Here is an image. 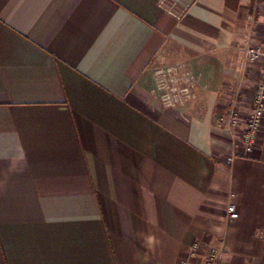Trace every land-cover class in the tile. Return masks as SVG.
<instances>
[{"label": "crops", "instance_id": "crops-1", "mask_svg": "<svg viewBox=\"0 0 264 264\" xmlns=\"http://www.w3.org/2000/svg\"><path fill=\"white\" fill-rule=\"evenodd\" d=\"M263 38L264 0H0V264H264Z\"/></svg>", "mask_w": 264, "mask_h": 264}, {"label": "built area", "instance_id": "built-area-1", "mask_svg": "<svg viewBox=\"0 0 264 264\" xmlns=\"http://www.w3.org/2000/svg\"><path fill=\"white\" fill-rule=\"evenodd\" d=\"M248 62L259 61L261 71L251 100V112L246 119L243 134L245 150L249 151L256 142V137L264 118V38L262 45L248 47L245 51ZM152 93L157 96L161 105L166 108H175L185 105L194 98V82L190 72L182 64H174L157 68L152 72ZM230 219H236L238 213L233 205L226 209ZM198 245L194 244L195 252ZM205 264H220L219 253L210 249Z\"/></svg>", "mask_w": 264, "mask_h": 264}, {"label": "rangeland", "instance_id": "rangeland-1", "mask_svg": "<svg viewBox=\"0 0 264 264\" xmlns=\"http://www.w3.org/2000/svg\"><path fill=\"white\" fill-rule=\"evenodd\" d=\"M176 62H178V61H176ZM176 62H172V63H176ZM180 62V61H179ZM181 64V63H180ZM171 65H174V64H171ZM166 67V66H165ZM216 79L217 78H214V81L215 82H211L210 83V86L211 87H215V83L217 82L216 81ZM152 83H153V80H152ZM153 85V84H152ZM194 86H195V88L197 87V77L195 78V80H194ZM195 94H196V92H195ZM222 94H226V95H228V96H232V97H236V95H237V98H238V93H235V92H222ZM202 95V94H201ZM204 95H205V93H204ZM203 96V95H202ZM195 98H197V96L195 97ZM194 99V98H193ZM230 101H231V99L230 98H226V106L225 107H228L227 105H230L229 103H230ZM226 110H227V108H225ZM234 120H232L231 122H233ZM246 123V122H245ZM246 127V126H245ZM244 131H245V129L243 130V133H242V138H243V134H245L244 133ZM208 254V253H207ZM209 255V254H208ZM208 255L206 256V259H205V263L207 262V259H208ZM191 257L192 258H194L195 257V252L192 250L191 251Z\"/></svg>", "mask_w": 264, "mask_h": 264}]
</instances>
